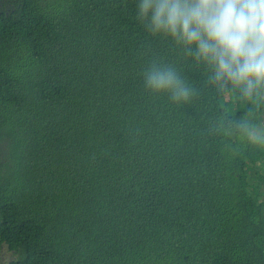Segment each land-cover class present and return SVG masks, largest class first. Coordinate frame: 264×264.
Listing matches in <instances>:
<instances>
[{"label": "trees", "instance_id": "obj_1", "mask_svg": "<svg viewBox=\"0 0 264 264\" xmlns=\"http://www.w3.org/2000/svg\"><path fill=\"white\" fill-rule=\"evenodd\" d=\"M137 3L1 1L10 264H264V89L217 87ZM154 63L188 101L145 86Z\"/></svg>", "mask_w": 264, "mask_h": 264}, {"label": "clouds", "instance_id": "obj_2", "mask_svg": "<svg viewBox=\"0 0 264 264\" xmlns=\"http://www.w3.org/2000/svg\"><path fill=\"white\" fill-rule=\"evenodd\" d=\"M137 16L154 34L172 37L212 69V82L244 96L264 89V0H138ZM145 86L174 102L192 90L172 66L153 64Z\"/></svg>", "mask_w": 264, "mask_h": 264}, {"label": "flooded vegetation", "instance_id": "obj_3", "mask_svg": "<svg viewBox=\"0 0 264 264\" xmlns=\"http://www.w3.org/2000/svg\"><path fill=\"white\" fill-rule=\"evenodd\" d=\"M1 1L2 0H0V11ZM15 256L16 254L14 250H10L7 246L0 244V264H10Z\"/></svg>", "mask_w": 264, "mask_h": 264}]
</instances>
